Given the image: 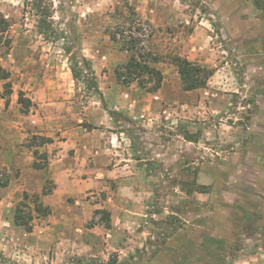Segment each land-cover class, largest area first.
I'll use <instances>...</instances> for the list:
<instances>
[{"label":"rangeland","instance_id":"rangeland-1","mask_svg":"<svg viewBox=\"0 0 264 264\" xmlns=\"http://www.w3.org/2000/svg\"><path fill=\"white\" fill-rule=\"evenodd\" d=\"M47 6L48 11L43 9ZM143 6L152 21L139 15L137 8ZM164 17L171 19L166 23ZM44 19L51 25H44ZM87 28L114 36L120 49L135 47L145 59L155 54L175 66L174 56L194 52L191 35L207 34L205 48L212 52L208 55L212 68L224 71L217 73L211 86L220 105L205 112L210 102L203 90L202 106L193 111L179 105L177 121L172 123L170 117L167 126L173 131L182 125L181 133L186 129L193 134L188 137L197 143L188 152L194 161L189 170L194 179L190 185H180L174 183L171 169L151 167L155 153L145 148L156 141L123 127L127 136L122 135V146L133 145L129 158L148 163L144 175L150 192L138 189L144 199L142 214L126 221L118 218L113 225L108 209L91 207L96 199L88 195L90 217L83 214L86 205L78 202V212L67 215L70 226L54 240L45 229L52 222L50 214H45L46 209L38 211L35 193L25 195L13 207L11 226L0 227V264H264V166L258 162L259 151H264V0H0V63L16 66L11 79L12 74L0 65V77L8 80L2 94L9 95L12 82L17 86L32 79V85L50 82L57 98L64 91L83 107L82 112L98 106L102 95L95 86L96 75L88 62H81L75 41ZM65 45L72 51L67 52ZM77 66L84 71L74 79L72 68ZM121 66L114 71L126 72ZM27 103L23 101L22 109ZM42 136L32 132L29 137L37 167L48 163V141ZM240 149L245 150L242 159L235 154ZM206 160L211 166L206 171L213 178L210 185L197 182ZM215 165L218 169L212 168ZM5 178L0 172V184ZM52 187L47 181L44 190ZM231 200H238L236 217ZM199 204H212L213 217L207 219L206 230L198 225L203 221ZM189 211L194 224L186 217ZM98 224L104 230L115 226L117 232L97 234L92 230ZM97 238L114 241L115 249L93 256L80 247L84 239Z\"/></svg>","mask_w":264,"mask_h":264},{"label":"crops","instance_id":"crops-1","mask_svg":"<svg viewBox=\"0 0 264 264\" xmlns=\"http://www.w3.org/2000/svg\"><path fill=\"white\" fill-rule=\"evenodd\" d=\"M137 11L144 20L152 21L144 6L138 7ZM170 19L163 18L166 23ZM87 30L89 31L77 35L75 41L79 47L81 62H88L92 73L96 75V86L102 95L98 106L82 112L83 107L71 96L64 94V91H61L62 98H57L52 94L53 86H50V82H35L32 85V79L23 85L19 81L20 84L17 86L12 82L9 95L2 94L3 83H7L8 80L0 77V172L6 174L5 180L0 184V227L11 226L13 207L25 195L32 193L39 194L41 200L52 210L50 213L52 222L46 225L45 229L54 240L70 226L66 223L67 215L71 213L74 215L75 210L78 212L77 203L82 202L86 205V202H89L85 199L88 195H93L92 198L97 200L91 207L108 209L113 225L118 218L126 221L141 215L139 209L144 199L139 196L141 193L138 189L145 193L150 192L145 183L148 178L144 175L148 163L135 160L132 156L129 158L128 154L133 151V145L122 146V135L125 134L123 127L156 141L147 144L145 148L155 153L153 157L155 162L150 163L151 167L171 169L174 183L180 185L183 183L190 185V180L194 179L189 172L191 167L194 168L191 166L194 161L189 157L191 153L188 149L191 144L197 142L188 137L193 135L191 131L185 129L184 133H181L182 125L174 126L173 131L169 130L168 120L171 117L172 123L177 121L175 114L180 109L179 105L197 111L202 106L203 90L210 102V106L205 104L204 111L217 109L220 100L216 101L213 98L216 92L211 86L215 85L214 78L217 73L219 71L224 73L221 71L223 67L214 70L205 87L185 90L176 66L159 59L153 63L163 75L157 90L148 89L151 83L146 87L139 86L136 81L123 84L116 76L115 67L125 64L134 52L118 48L117 42L105 33H95L90 28ZM190 41L193 43L194 52L184 57L212 68L211 58L208 57L212 52L205 48L208 44L207 34L196 31L191 35ZM0 59L3 57L0 56ZM15 59L16 57L12 55V61L16 62ZM0 65L13 75H10L12 79L16 66L10 65L6 68L4 64ZM20 92L32 102L27 112L23 111L19 102ZM32 132L50 138L45 146L48 163L43 167L34 165L32 145L29 144ZM242 153L245 154V150L240 149L235 154L240 155L242 159ZM263 154L264 151H259L258 162L261 168L264 166ZM209 162L206 160L202 163L203 166L200 168L202 171L198 180L196 178L198 183L200 180L203 184L212 183L213 178L208 176L210 173L206 171L211 169ZM212 168L218 169V166ZM182 169L186 172H181ZM47 181H52L53 187L44 194ZM205 194L198 192L201 198L205 197ZM186 197L191 198L187 194ZM231 201L232 215L235 216L234 202L238 203V200ZM199 206L202 208L200 217L203 221L201 225L198 222V225L206 230L210 226L207 219L213 217L210 214L212 204ZM91 207L86 205L83 212L86 218L91 215L89 214ZM186 217L189 223L196 222L190 220L194 217L191 211ZM192 227L189 226V231H194ZM94 228L92 231L97 234L117 232L115 226L106 227L104 230V227L98 224ZM85 240L87 239H84L80 247L90 251L93 256L109 254L107 251L115 249L116 246L114 241L109 240L105 243L100 238L95 241ZM53 243L56 244L55 241ZM62 243L64 244L65 240Z\"/></svg>","mask_w":264,"mask_h":264},{"label":"trees","instance_id":"trees-1","mask_svg":"<svg viewBox=\"0 0 264 264\" xmlns=\"http://www.w3.org/2000/svg\"><path fill=\"white\" fill-rule=\"evenodd\" d=\"M43 9L48 11L49 6L43 8ZM51 23L52 22L50 20L44 19V25L50 26ZM62 34H64V33L60 32V35H62ZM112 39L116 40V38L114 36H112ZM64 48L67 52L72 51L71 47L68 45H65ZM126 49L131 50L134 53L132 54L131 58L125 64H123L120 67V70H124V71L126 70V72H123L122 74L118 71L116 72L119 81L122 82L123 84H127L128 82H131V81H137L139 86H141V87H146L149 83L154 82L153 86L149 87L148 89L150 91L157 90L160 87L162 79H163L162 72L153 66L154 62L159 61V58L157 57V55H155V54L152 56L150 55L147 59H145L144 56L137 54L135 47H131V48L128 47ZM173 62L177 66V69H178L180 76H181V79H182L183 88L185 90H191V89L205 87L207 85L209 78L214 73L213 68H208L206 66H203L200 63L195 62V61H191L187 57H184L181 55L174 56ZM0 70H1V66H0ZM83 71L84 70L81 66H77V68H72L74 79H78L82 75ZM145 74H147L148 76H145ZM121 76H123L124 79H120ZM128 77H132V78L130 80H126ZM96 89H97V86H96ZM26 99H27L28 103L26 106L23 107L24 112H27L29 110V107H30L32 102L29 98H25L23 92H20L19 93V102L21 104H23V101ZM42 137L44 139H46V142L50 141V138H48L46 136H42ZM43 193L46 194V193H48V191L44 190ZM35 198H36L35 203L38 206V211H40V209L41 210L46 209L47 212L45 214L49 215L51 213V211L48 208V206L44 205V203L40 200V195L36 194ZM29 230L30 231L32 230V225L29 226Z\"/></svg>","mask_w":264,"mask_h":264},{"label":"built area","instance_id":"built-area-1","mask_svg":"<svg viewBox=\"0 0 264 264\" xmlns=\"http://www.w3.org/2000/svg\"><path fill=\"white\" fill-rule=\"evenodd\" d=\"M143 35H145V34H143Z\"/></svg>","mask_w":264,"mask_h":264}]
</instances>
